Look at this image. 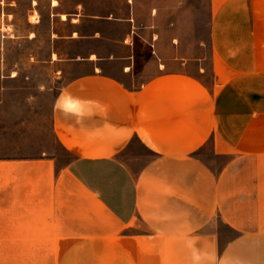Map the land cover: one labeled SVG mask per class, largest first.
Segmentation results:
<instances>
[{
    "label": "crops",
    "instance_id": "0c3cea01",
    "mask_svg": "<svg viewBox=\"0 0 264 264\" xmlns=\"http://www.w3.org/2000/svg\"><path fill=\"white\" fill-rule=\"evenodd\" d=\"M30 2L55 100L99 107L0 158V264H264V0Z\"/></svg>",
    "mask_w": 264,
    "mask_h": 264
},
{
    "label": "rangeland",
    "instance_id": "374dc122",
    "mask_svg": "<svg viewBox=\"0 0 264 264\" xmlns=\"http://www.w3.org/2000/svg\"><path fill=\"white\" fill-rule=\"evenodd\" d=\"M203 1L197 0L198 5ZM31 6L30 0H0V158L35 157L55 150L46 155L64 159L68 156L60 152L52 129L57 86L44 68L51 44L44 38L29 40V20L37 19ZM132 150L141 164L152 156L136 140ZM5 220L0 219V225ZM15 254L0 249V261Z\"/></svg>",
    "mask_w": 264,
    "mask_h": 264
},
{
    "label": "clouds",
    "instance_id": "9594fccd",
    "mask_svg": "<svg viewBox=\"0 0 264 264\" xmlns=\"http://www.w3.org/2000/svg\"><path fill=\"white\" fill-rule=\"evenodd\" d=\"M41 91L43 87L41 86ZM90 105L99 107V102L94 100H83L79 97L72 96L66 90H62L57 96L54 109L60 111L65 117H75L79 122L80 119L85 116H91L94 113L92 111H83V106ZM190 246H194V241H190ZM196 261H199V256H194Z\"/></svg>",
    "mask_w": 264,
    "mask_h": 264
}]
</instances>
